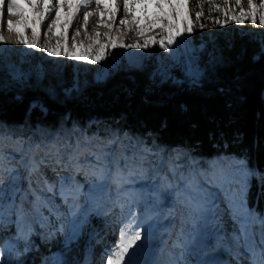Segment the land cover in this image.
<instances>
[{
	"label": "rangeland",
	"instance_id": "rangeland-1",
	"mask_svg": "<svg viewBox=\"0 0 264 264\" xmlns=\"http://www.w3.org/2000/svg\"><path fill=\"white\" fill-rule=\"evenodd\" d=\"M53 1L48 0V3L52 4ZM131 1L123 15L122 0H101L93 9L89 8L91 0H64L63 3L59 0V28L53 29L49 37L44 39L46 37L44 26L50 15V7L45 8L44 0L41 1L42 6L34 21L28 0H17L23 8V21L30 27L26 28L20 22H16L19 37L17 40L7 32H0V37L3 38L0 41V68L30 76L32 65H23L22 59L24 56H34L35 52H38L50 60L68 56L76 74L84 75L91 72L97 82L106 80L116 70L135 68L147 69L163 80L182 83L185 80L183 81L175 71L178 67L188 76L186 81L194 82L193 76L197 72L200 73V70L197 71L193 66V60L188 59L187 53L192 49L188 46V33L185 29L190 27L193 31L196 18L200 24L197 49H204L206 36L201 31V15L198 19L196 15L195 18L187 16V0H171L170 4H165L161 8L153 7L154 0ZM248 7L252 18L264 17V0L252 2ZM0 9L2 22L3 6H0ZM85 11L89 13L87 21L83 15ZM234 20L239 28H243L246 21L244 9L236 13ZM172 24L174 27L169 28ZM220 25L222 29L227 30L228 21L221 20ZM85 26L91 29L86 32ZM169 31L173 33L174 39H178L177 32L183 36V39L179 40L182 43V50L178 44L166 43ZM141 37L142 39H139ZM18 40L22 41V45ZM161 40H164L165 44H161ZM6 41L9 43H5ZM131 44H140L142 47H126ZM32 45L37 47L33 48ZM165 47L172 50L164 51ZM185 59L186 62L182 65ZM24 67L26 70H21ZM78 86L79 79L72 89L76 90ZM72 89L67 90V93H72ZM67 118L62 117L61 123L52 131L39 129L38 139L49 137L50 146L60 149L74 148L78 151L80 160L78 167L81 170L71 173L73 186L78 185V198L74 203L70 202L66 207H61L60 222L55 220L49 222L45 216L42 227L30 226L32 234L30 237L25 235L24 239L17 237L15 225L6 214L5 219L0 222V250H5L9 242L13 245L8 253L4 251L3 264H53L59 258L61 264H102L106 254L116 250L121 231H129L131 234L130 228H126L128 223L132 225V229L136 225L141 227L146 223L152 225V235L145 241V247L136 257L140 264H174L177 260L181 264L202 262L230 264L228 251L221 249L216 243V238L206 237L204 234L206 227L216 231L213 226L215 221L211 220V213L208 212L207 222L197 219L201 223L199 229L188 236L190 240L184 245L187 259L184 258L182 250L176 245L180 243V235L184 228L183 223L178 220L186 222L185 213L176 205L172 190L165 189L157 177L166 175L168 169L173 167V161L178 162L175 167L183 169L185 158L189 162L195 160L202 173L198 178L199 182L205 185L206 191H210L220 204L223 216L227 210L224 208L221 193H227L229 185L227 177L222 173L220 161H229L232 164L245 163L241 157L217 156L208 159L205 167L206 163H201L180 147L170 150L169 146L140 139L132 133L121 134L117 129L99 123L98 120H92L87 126H83L71 124ZM0 128L6 136L32 138L27 129L7 132L8 129L1 123ZM112 141H115V144ZM101 153L107 154L109 159L97 161L95 157ZM121 157L129 161L138 159L143 163L139 165L115 163ZM247 166L253 171L251 166L248 164ZM46 174L49 177L53 175L50 169L46 170ZM63 191L67 193L69 189L65 188ZM56 202L59 203L58 200ZM117 202L122 204L119 215L122 220L119 225L111 223L110 214L107 213V210ZM261 207L264 208V203ZM166 213L170 216L178 215L179 219L170 223L164 220ZM72 221H75L74 226ZM223 221L222 217L220 222L222 228L227 231L234 229L232 221L229 224ZM163 228L166 233L174 232L172 238L161 233L160 230ZM210 232L213 235V231ZM9 236L13 239H7ZM156 239L159 240L158 243H154ZM212 239L215 240L213 244ZM39 242L48 244V250H41ZM55 247L57 249L54 251ZM80 250L83 251V255L76 258V252Z\"/></svg>",
	"mask_w": 264,
	"mask_h": 264
},
{
	"label": "trees",
	"instance_id": "trees-1",
	"mask_svg": "<svg viewBox=\"0 0 264 264\" xmlns=\"http://www.w3.org/2000/svg\"><path fill=\"white\" fill-rule=\"evenodd\" d=\"M41 1L36 0L35 8L30 4L34 21ZM161 2L154 0L153 7L168 4L158 7ZM186 9L189 18L201 14L206 36V47L198 50L200 24L195 18L194 30L187 34L192 49L187 55L200 70L199 83L186 81L180 67L175 71L185 80L182 83L135 68L116 70L97 82L91 72L76 74L68 56L50 60L35 52L22 59L23 65H32L30 76L0 68V123L7 132L23 128L38 138L39 129L52 131L65 116L74 125L98 120L121 134L132 133L170 150L180 147L206 165L217 156L241 157L256 173L248 189V206L264 214L259 181L264 173V25L260 17L249 14L248 0H187ZM241 9L246 16L243 28L234 20ZM224 19L227 30L220 25ZM178 45L182 50V43ZM220 87L227 89L225 96L218 94ZM38 245L48 250V244ZM82 255L80 250L75 257Z\"/></svg>",
	"mask_w": 264,
	"mask_h": 264
},
{
	"label": "snow or ice",
	"instance_id": "snow-or-ice-1",
	"mask_svg": "<svg viewBox=\"0 0 264 264\" xmlns=\"http://www.w3.org/2000/svg\"><path fill=\"white\" fill-rule=\"evenodd\" d=\"M28 2L34 8L36 7V0H28ZM60 2L63 3L64 0ZM162 2L170 4L171 0H162ZM162 2L157 6L161 7ZM95 3L99 4L101 0H95ZM248 4L251 6L252 0H248ZM0 6H6L9 12L20 7L16 0H7V3L6 0H0ZM44 6L50 7L48 0H44ZM127 7L128 2L125 0L124 8L127 9ZM57 15H59L58 12ZM83 15L87 21L89 13L85 11ZM200 15L199 12L196 13L197 19ZM8 23L11 27L12 22ZM253 23H256L255 20ZM259 23L264 25V17L260 18ZM172 27L174 24L169 25V28ZM185 31L191 33L192 29L189 27ZM33 34L35 35L34 29ZM177 37L178 39H174L173 33L169 31L166 43L177 45L183 36L177 32ZM2 39L0 37V41ZM160 43L165 44V41L161 40ZM32 47L37 46L32 45ZM126 47L140 48L142 45L131 44ZM171 50L169 47L164 49L168 52ZM199 76V72L193 76L194 82L199 83ZM217 92L225 96L227 89L220 87ZM49 139V137L38 139L6 136L0 128V222L7 214L15 225L19 239H24L25 235L31 236L30 226L42 227L45 216L49 222L52 220L60 222L61 207H66L70 202L74 203L78 198V185L73 186L71 174L81 170L78 167L80 163L78 151L74 148L60 149L50 146ZM112 143L115 144V141ZM95 159L102 161L109 157L101 153ZM115 163L139 165L143 161L138 159L129 161L121 157ZM177 163L173 161V167L168 169L167 174L158 175L157 179L165 189L172 190L176 205L185 213V220L203 219L207 222L209 217L206 212L211 213L210 218L215 221L213 226L216 229V243L221 249L228 251L230 264H264V214L250 208L246 199L250 181L256 178V173L249 169L246 163L232 164L229 161H220L222 173L227 177L229 185L227 193H221L224 208L235 225L233 230L227 231L220 226L222 220L220 204L216 202L210 191H206L205 185L199 182L198 178L202 173L197 167V162L195 160L189 162L185 158L183 169L175 167ZM47 169L53 173L52 177L46 174ZM259 181L260 187L264 189V173L260 174ZM65 188L69 189L67 193L63 191ZM57 200L59 203L56 202ZM71 223L74 226L75 221ZM151 227L152 225L147 223L143 227L140 225H136L134 229L130 227L131 234L129 231L122 230L119 243L115 246L116 250L106 254L102 264H140L136 257L145 247V241L150 239ZM183 235L182 230L181 237ZM182 242L180 239L176 247L179 248ZM5 250L10 251L7 246ZM5 250H0V264H3ZM174 264H181V262L177 260Z\"/></svg>",
	"mask_w": 264,
	"mask_h": 264
},
{
	"label": "bare ground",
	"instance_id": "bare-ground-1",
	"mask_svg": "<svg viewBox=\"0 0 264 264\" xmlns=\"http://www.w3.org/2000/svg\"><path fill=\"white\" fill-rule=\"evenodd\" d=\"M58 1L59 0H54L53 1V3L52 4H49L50 5V15L48 16V21H47V23L45 24V26H44V30H45V33H46V37H44V39L45 38H48L49 37V35H50V33L53 31V29L55 30L56 28H59V21H60V15H57V12H58V9H59V4H58ZM16 2H17V0H16ZM127 2H128V5L129 4H131V0H127ZM6 3H7V0H6ZM18 3V2H17ZM19 4V3H18ZM124 4H125V0H122V14H123V12L126 10L125 8H124ZM20 5V4H19ZM90 7L89 8H95L96 7V3H95V0H91V2H90ZM59 13V12H58ZM124 15V14H123ZM9 21H11L12 22V25H11V27H9ZM16 22H20L22 25H24L26 28H29L30 27V25L29 24H27V23H25L24 21H23V8H22V6L20 5V7L19 8H17V9H14L13 11H11V12H9L8 10H7V7L6 6H3V21L2 22H0V32L2 33V32H7L8 34H10V35H12V36H15V40H17L19 37H18V28H17V25H16ZM53 24V25H52ZM55 26V27H54ZM91 29V27H87V26H85V31L87 32L88 30H90ZM139 39H142V37L141 38H139ZM136 40H138V39H136ZM139 41V40H138ZM18 42H19V44L20 45H22V41L20 40H18ZM5 43H9V41H6ZM121 54V53H120ZM119 55V54H118ZM121 206H122V204L121 203H119V202H117V203H115L114 204V206L112 207V208H110V209H108L107 210V213H109L110 214V220H111V223H113V224H116V225H119V224H121V218L119 217V215L121 214ZM223 217V219H224V223L225 224H229L230 223V221H232L230 218H229V215H228V213L226 212H224V215L222 216ZM179 219V216L178 215H174V216H170V214L169 213H166V214H164V220H166V221H168V222H170V223H173V220H178ZM112 220H114V221H112ZM200 220V219H199ZM199 220H192V219H188L186 222L184 221L183 222V220H181V219H179L178 221L179 222H182L183 223V232H184V235L181 237V235H180V239H182V244H181V246L179 247V249H181L182 250V255H184V258L185 259H187L186 258V254H185V249H186V247L184 246V245H186L185 244V242L188 240H190L189 239V235L190 234H192L193 232H196L198 229H199V227H200V225H201V223H200V221ZM130 227H132V225L130 224V223H128V224H126V228H130ZM161 231V233L163 234V235H165V237H167L168 235H170L171 236V238H172V236H173V231L172 232H169V233H166V230L163 228V229H161L160 230ZM210 231H213V235H211V232ZM204 234H205V236L206 237H214V238H216L215 237V230L212 228V229H210V228H205L204 229ZM159 242V240L158 239H156L155 240V242L154 243H158ZM215 242V240H213L212 239V244ZM12 243L11 242H9V244L7 245V249H12ZM168 245H169V243H167V245H166V247H168ZM219 245V244H218ZM195 247L196 246H194V249H195ZM7 251V250H6ZM9 251H7V253H8ZM60 258H59V260H57V261H54V263L53 264H57L58 262L60 263ZM200 261V260H199ZM57 262V263H56ZM50 264V263H49ZM61 264V263H60ZM194 264V263H193ZM211 264V263H210ZM212 264H215V263H212ZM218 264V263H217ZM219 264H220V262H219Z\"/></svg>",
	"mask_w": 264,
	"mask_h": 264
}]
</instances>
